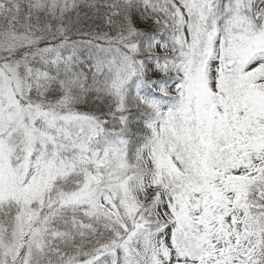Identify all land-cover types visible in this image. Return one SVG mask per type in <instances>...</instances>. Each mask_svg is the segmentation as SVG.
<instances>
[{
  "label": "snow or ice",
  "instance_id": "6c2138e0",
  "mask_svg": "<svg viewBox=\"0 0 264 264\" xmlns=\"http://www.w3.org/2000/svg\"><path fill=\"white\" fill-rule=\"evenodd\" d=\"M0 264H264V0H0Z\"/></svg>",
  "mask_w": 264,
  "mask_h": 264
}]
</instances>
